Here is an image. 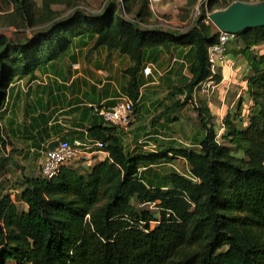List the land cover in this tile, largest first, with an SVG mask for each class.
Wrapping results in <instances>:
<instances>
[{
  "label": "trees",
  "instance_id": "trees-1",
  "mask_svg": "<svg viewBox=\"0 0 264 264\" xmlns=\"http://www.w3.org/2000/svg\"><path fill=\"white\" fill-rule=\"evenodd\" d=\"M223 1L208 0L202 15L177 32L149 26L148 0H100L96 11L83 0H0V25L32 29L21 40L0 33V107L15 80L83 42L129 57L126 92L133 102L145 52L188 47L191 79L182 90L190 99L210 75L207 50L217 42L205 13L237 0ZM236 37L252 72L245 128L227 116L220 143L209 109L197 107L203 134L197 149L173 148L170 156L131 155L115 128L101 129L108 153L103 161L84 172L63 167L51 180L26 179L20 205L9 195L0 198V264H264V58L249 51L264 43V26ZM175 156L187 162L186 175L171 170L162 185L144 181L141 166Z\"/></svg>",
  "mask_w": 264,
  "mask_h": 264
},
{
  "label": "crops",
  "instance_id": "crops-1",
  "mask_svg": "<svg viewBox=\"0 0 264 264\" xmlns=\"http://www.w3.org/2000/svg\"><path fill=\"white\" fill-rule=\"evenodd\" d=\"M196 1L153 0L149 26L166 29L163 18L185 25L186 16L182 14H190ZM236 44L230 46L225 63L217 67L218 82L214 92L209 96L202 91L192 93L195 95L193 109L207 107L210 125L213 128L219 125L224 131L227 116L235 125L245 128L252 107L247 89L252 72L242 53L241 42ZM92 45V42L75 45L60 60L44 65L9 86L0 107V198L9 195L13 203L21 204L26 179L38 176L46 152L58 141L89 138L101 141L99 136L106 135L101 129L112 128L103 121L98 110L111 108L129 98L126 92L129 77L125 71L133 63L117 50L92 49ZM249 51L264 58V43L252 46ZM189 55L188 47L174 46L145 52V60L136 75L139 95L134 102L132 121L126 129H115L122 144V140H126L131 155L167 153L170 156L173 148L186 150L174 141H178L177 130L182 134L178 128L187 126L182 88L191 79ZM144 68H149L148 75L143 74ZM145 119L150 121L149 131L140 125ZM193 135L189 136V142L198 147L203 134L198 128ZM137 142L144 146H136ZM123 146L125 149V144ZM107 156V152L95 150L71 168L82 167L84 172ZM176 162H183L184 169L176 168ZM152 166L139 169L148 185H162L171 170L183 176L188 172L187 162L181 156L156 164L157 168H150Z\"/></svg>",
  "mask_w": 264,
  "mask_h": 264
},
{
  "label": "built area",
  "instance_id": "built-area-1",
  "mask_svg": "<svg viewBox=\"0 0 264 264\" xmlns=\"http://www.w3.org/2000/svg\"><path fill=\"white\" fill-rule=\"evenodd\" d=\"M148 1L150 7L153 0ZM207 1L208 0H204V7H206ZM196 11V14L198 15L199 11L197 9ZM209 16L210 13L206 12L204 17L205 23L210 21ZM163 23H166V21ZM190 25H188L187 28H189ZM235 38L236 34L218 30L217 42L210 46L207 50L208 70L210 75L204 82L199 84L197 87L198 91L200 90L208 96L214 92L217 87V83L215 81L217 67L222 63L225 57L227 44L235 40ZM149 73V68L143 69L144 75H148ZM133 110L134 102L127 98L122 99L111 108H101L98 110V113L103 121L110 127L115 129H126L132 121ZM95 150L106 154L105 144L103 141L95 140L93 138H89L84 141H80L78 139L70 141L60 140L53 148L46 152L39 166L38 176L46 180H51L58 175L61 168L72 167L76 162L87 159L90 153Z\"/></svg>",
  "mask_w": 264,
  "mask_h": 264
},
{
  "label": "rangeland",
  "instance_id": "rangeland-1",
  "mask_svg": "<svg viewBox=\"0 0 264 264\" xmlns=\"http://www.w3.org/2000/svg\"><path fill=\"white\" fill-rule=\"evenodd\" d=\"M37 5H40L41 4V1L42 0H33ZM229 1L230 0H226V1H223V5H227L229 4ZM237 1H242V2H245V3H248V4H259V3H264V0H237ZM84 3H82L83 7H86L87 10H90V11H96L98 10L99 8V4H100V0H83ZM203 2L204 0H197L195 2V6L194 8H192L191 10V13L188 14V15H184L182 14V16H186V22H185V25H178V23H174L173 21H169V19H166V18H163V20L167 21L166 23H163L164 26H166V29L167 30H171V31H185V29L187 28L188 25L192 24L194 22V20L198 19L201 15H202V7H203ZM236 2V1H235ZM194 3V2H193ZM53 9L54 10H57V11H61V12H64V6H61V5H55L53 6ZM196 9L199 11V14L197 15L196 14ZM216 11H221V10H213L210 12V14H212L213 12H216ZM65 15V13L63 14ZM208 23H210L212 25V28H213V31L215 32H218V28L211 22L209 21ZM164 29V28H163ZM0 33H3L4 35H6L7 37L9 38H12V39H15V38H18V39H24L26 37H30L31 36V33H32V29H27V30H21V29H15L14 27H4L3 25H0ZM240 40H238V38L236 37L235 40L229 42L226 46V52H225V55L226 53L228 52V50L230 49V46H233L232 44H236V46L239 44ZM234 48V47H233ZM225 60H226V57H224L223 61H222V64L225 63ZM216 89V88H215ZM198 89L196 88L194 92H197ZM200 91V90H199ZM183 93V92H182ZM184 94V93H183ZM195 94V93H194ZM205 94V93H204ZM206 95V94H205ZM183 98H184V95H182ZM178 98H181L180 96H178ZM194 98V99H193ZM190 99H192L190 101ZM190 99H186L187 101L189 100V102H187L185 100V98L183 99L182 103L184 105H186V112H184V116H185V120H186V123H187V126L186 127H180L178 128L179 130H182V134L178 132L177 130V133H176V138L178 139V141H174L176 142L180 147H183L185 148L186 150H194V149H197V146H191V143L189 142L190 141V137L192 134H194L193 136L196 135V131H198V127H197V114L195 113V110L193 109V107L191 105L194 104V100H195V95L190 98ZM196 99H197V96H196ZM179 102V101H178ZM179 104V103H178ZM195 107V106H194ZM149 123L150 121L148 120H144V121H141L140 122V125L141 126H144V129L145 131H149L151 130V127L149 126ZM183 129L185 131H183ZM214 129H215V135H216V139L220 142V143H225L221 140V137L223 135V127H220L219 125L217 126H214ZM185 132V135H183ZM123 141V144H125V149L127 150V152H129V145L127 144L126 140H122ZM187 147H186V145ZM133 146V145H132ZM136 146H144L143 143L141 142H137L136 143ZM129 147V148H128ZM138 150V148H135V150ZM134 150V151H135ZM173 161V160H172ZM160 163H165V162H162V160L160 162H157L156 164H160ZM156 164H154L151 168H157V167H154ZM173 164V163H172ZM167 167V166H165ZM175 167L176 168H180V169H184V163L183 162H176L175 163ZM163 168V167H162ZM81 169L82 167H78V171L81 172ZM86 171V170H85ZM83 172V171H82ZM187 174V172L185 173V175ZM24 177H22L23 179ZM18 205V204H17ZM20 205V204H19ZM25 209V207H24ZM151 212H156V210L149 206L148 208ZM151 226H154L153 224Z\"/></svg>",
  "mask_w": 264,
  "mask_h": 264
},
{
  "label": "water",
  "instance_id": "water-1",
  "mask_svg": "<svg viewBox=\"0 0 264 264\" xmlns=\"http://www.w3.org/2000/svg\"><path fill=\"white\" fill-rule=\"evenodd\" d=\"M209 19L219 31L237 35L246 29L264 26V3L236 1L224 10L213 12Z\"/></svg>",
  "mask_w": 264,
  "mask_h": 264
}]
</instances>
